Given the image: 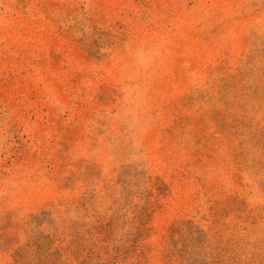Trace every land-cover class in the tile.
<instances>
[{
    "label": "rangeland",
    "instance_id": "374dc122",
    "mask_svg": "<svg viewBox=\"0 0 264 264\" xmlns=\"http://www.w3.org/2000/svg\"><path fill=\"white\" fill-rule=\"evenodd\" d=\"M0 264H264V0H0Z\"/></svg>",
    "mask_w": 264,
    "mask_h": 264
}]
</instances>
